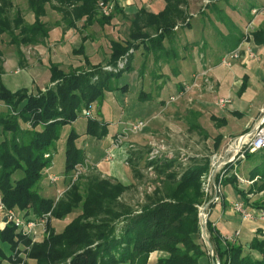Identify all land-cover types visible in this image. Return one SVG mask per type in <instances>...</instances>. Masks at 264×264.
<instances>
[{"label":"trees","instance_id":"trees-1","mask_svg":"<svg viewBox=\"0 0 264 264\" xmlns=\"http://www.w3.org/2000/svg\"><path fill=\"white\" fill-rule=\"evenodd\" d=\"M24 2L34 18L31 25L20 10L14 11L13 0H0V36L6 35L16 47L44 44L52 26L62 27L64 33L76 30L77 23L83 21L84 30L94 24L104 29L115 15L122 14L116 6L109 17L99 13V2L112 0ZM164 2L165 9L159 15L148 14L145 10L133 15L129 20L127 40L110 43L107 66L115 68L121 60L127 61L117 73L91 66L81 47L74 54L83 57L85 68L89 70L81 68L66 74L52 64L50 82L53 86L43 93L35 96L25 91L11 94L0 84V101L6 108L5 113H0L1 204L5 211L26 219L39 220L50 215L46 234L36 243L17 233L10 224L0 231V264H148L153 253L162 254L157 264H199L200 260L209 259L198 242L197 207L204 202L200 179L209 171L210 158L193 160L186 167L176 160L151 165L156 177L152 182L145 174L150 165L145 163L143 174L138 169L143 155L137 158L136 154H131L127 164L132 173L139 181L145 180L146 185L154 186V191H142L135 202H129L126 197L132 187L96 175L72 181L86 158L77 147L79 136L71 129L65 141L63 168L68 190L57 202L42 197L39 192L45 171L52 167L63 129L79 120L82 112L93 106L101 107L106 94L126 91L118 85L124 74L132 72L133 52L143 47L146 59L152 55L155 63L171 60L172 55L163 43L171 40L178 25L188 27L190 17L186 0ZM47 6L60 16V21L50 26L41 21L46 16ZM222 24L227 29L222 40L231 53L242 44L245 36L228 19ZM250 36L255 46L264 47V26ZM1 57L0 53V76L3 72ZM243 90L245 82L240 92ZM140 99L143 102L146 97ZM199 117L198 113H189V130L207 139L206 132L197 124ZM84 118L87 137L101 141L108 136L107 124L92 116ZM211 120L217 129L226 125L224 120ZM221 141V137L216 139L215 150ZM253 162L258 164L249 173V180L256 181L247 193L239 190L235 175L224 179L222 185L230 186L245 206L264 212V201L257 200L249 205L247 199L248 195L264 193V151L246 154L238 165ZM52 221L63 224L59 232L52 228ZM207 233L221 264H264V233L261 231L246 244H236V238L224 241L210 223Z\"/></svg>","mask_w":264,"mask_h":264},{"label":"crops","instance_id":"crops-1","mask_svg":"<svg viewBox=\"0 0 264 264\" xmlns=\"http://www.w3.org/2000/svg\"><path fill=\"white\" fill-rule=\"evenodd\" d=\"M186 1L188 4L187 12L190 17L188 21L189 26L185 28L181 27L177 31H174L171 40L163 43L165 50L172 55L170 58L171 60L168 63L158 62L160 63V65H158L154 62L152 55L148 56L146 59V52L143 50V47H140L133 52L132 61L143 58L141 69L138 70L137 67L132 65V72L124 74L118 86L119 88H125V92L130 96L132 90L129 84L130 79L133 80L134 85L137 83L141 87L149 77L160 89L162 86L166 88L171 82L184 81L188 78L189 72L193 70H196L198 75L200 73H205L209 86L206 90L210 92L214 90V94H210V96L207 95L208 100L206 104L216 105L219 99L230 101V104L226 106L227 110L221 111L222 113H219L220 111L213 107L210 108L215 111V114L210 117V120L211 118H215L219 121L224 120L226 122L224 127L218 129L220 133L217 138L221 137L222 143L223 140H226L227 136L240 137L250 132L260 119L258 114L261 115L264 113V47H257L251 42L249 47L257 55L256 59L248 60L244 58L234 63L230 69L222 67L220 64L221 59L229 54V49L222 40V37L227 35V29L223 26L222 21L228 19L240 31L239 22H241V17H243L242 14L240 17L237 10L238 8L236 7L237 5H231L228 0ZM112 2H114L115 6L122 14L115 15L111 24L104 29H100L98 25L94 24L84 30L82 29L83 21L77 23L76 30H68L64 33L62 27L56 28L52 26L49 37L44 44L29 47L13 46L10 44V40H4L7 37L6 35L0 36V53L2 55L1 68L3 71L0 76L1 86L11 94L25 91L29 95L35 96L39 92L43 93L53 86L50 82V65H57L61 71L64 70L65 65L59 60L60 56L64 55L66 57H71L73 63H69L71 64V66H68L69 71L77 69L79 66L85 67L83 57L74 54V52L78 51L81 47L84 48L85 56L91 66H101L100 57L103 54L107 55V59L109 60L110 43L125 41L120 37L119 30L121 31V27L129 23L128 21L133 15L140 10H145L151 15H159L165 9L164 0H112ZM23 7L25 9V13L23 14L24 19L28 24H33L34 18L28 13L25 2ZM47 8L49 7H46V16L42 18L41 21L50 26L54 23L52 24L50 22L51 15L48 13ZM52 13L55 12L52 11ZM123 16L125 18H123ZM58 21H60V19L56 20V22ZM212 33H214V37H216L215 40L211 37ZM83 39H86V41L83 42ZM187 51L188 54L182 56V52L186 53ZM51 53H53V56ZM151 59L152 65L151 63L147 65L148 60ZM185 64H188L187 66L189 68H185ZM153 65L157 73L151 70V66ZM179 65L184 66L182 67L184 72L180 70ZM101 67L104 68L103 65ZM146 72L147 75H145ZM243 82H245V90L240 92ZM120 93L122 92L106 94L105 100L100 107L101 110L106 106L111 110H120L121 116L115 123H111L109 120L104 121L97 119L95 111L96 106H93L92 118L108 125V136L104 140L96 141L85 135L86 120L79 119L70 128L75 130L79 136V142H81V140L82 142H86V140H90L91 142V147H88V143H84L86 146L84 147L85 150L78 147L80 150L82 149L84 151V154L89 150V154L85 155V162L91 161V166H95V168L105 173L106 178L104 179L117 182L125 187L134 188L141 181L132 173L127 164L128 159L123 161V158H119L117 162L111 165L104 162V158L111 148L107 140H110V138L121 131L123 123L132 124L135 123L134 121L139 120L135 117L134 113H129L128 105L123 104L124 100L127 102V99H123L122 97L114 98ZM161 93H164V89H162ZM149 94L151 95V93ZM138 99H140V95ZM150 102L145 106L142 104L138 112L142 111L141 113H143L144 116H151V105H155V102ZM125 107L126 112L123 111ZM4 110H6V108L0 101V112ZM127 114H129V117ZM198 114L201 117V114ZM131 115H134V118H132ZM147 118L148 123L151 119H149V117ZM199 127L202 129L200 125ZM131 139H134V137ZM140 140L141 139L135 137V139L131 141L136 143ZM221 143L217 150L214 148V152H219L222 147H226L227 144L221 146ZM137 144L140 145V143ZM142 148L148 149V147H133L128 153H130V155L136 154L137 158L143 155L142 161H144L143 164L145 165L147 152L144 155ZM118 154V156H121L120 153ZM123 163H125L126 166H124ZM140 164L141 161L138 164V169H140L143 174L141 170L143 164ZM257 164L258 162L242 163L239 164L237 168L239 167L238 171H243L246 166L251 165V172ZM63 168L59 170L60 174L56 173L52 168L50 172L52 175L58 176L60 178L59 180H61ZM235 173L238 176L237 170H235ZM249 173L243 178L246 183H243L240 191L244 193H247L251 185L256 181L249 180ZM231 175L233 174L230 173L228 177ZM227 190H229L230 194L235 196L236 203H233L228 198ZM230 190L232 191L230 186L224 187L222 204L211 208L209 223L217 230L222 238H236V244H246L258 231L264 233V221H244L241 216L234 211V205L243 204L249 212H251L250 209L252 208L245 206L246 204H244V201ZM247 199L249 200V205L257 200L264 201V193L260 195H248ZM161 257L162 254L160 253L151 254L148 264H157V260ZM199 264L212 263L209 259L204 258L200 260Z\"/></svg>","mask_w":264,"mask_h":264},{"label":"rangeland","instance_id":"rangeland-1","mask_svg":"<svg viewBox=\"0 0 264 264\" xmlns=\"http://www.w3.org/2000/svg\"><path fill=\"white\" fill-rule=\"evenodd\" d=\"M228 1L229 3H231V5H237L236 7L238 8L237 10H238L239 16L241 17V14L243 16L241 17V22H239V29L244 36L252 34L255 30H257L261 26H264V17H258L257 19H254L251 16L252 10L264 9V0H257V1L256 0H228ZM23 4H24L23 0H13L14 11L20 10L21 13L24 14L25 9L23 7ZM47 9H48V13L51 15L50 22L52 24L55 23L57 19H60V16L57 13L56 14L52 13V11L49 8ZM129 27H130V22L128 24L123 25L121 27V31L119 30V33H120L119 35L124 40H127ZM178 27H179L178 29H180L181 25H178ZM174 31H177V30L174 29ZM214 36H215L214 33H212L211 37L215 40L216 37ZM4 40L8 41L9 38L6 37ZM52 54L53 53H51V55ZM186 54H188V51L186 53L182 52V56H185ZM59 60L62 61V63L65 65L63 72L67 74L69 72L68 66H71V64L69 63L71 62L73 63L71 57L69 56L66 57L63 55L59 57ZM100 60H101L100 65L104 66V70L108 69V66H106V64H108L107 55L103 54L100 57ZM122 61H126V59H123L120 62ZM141 62H143V58H138L135 61H132L131 65H134L139 70L141 69ZM149 63H151L152 65V59L148 60L147 65H149ZM156 64L160 65V63H156ZM185 65H186L185 68L188 67L187 66L188 64H185ZM153 67L155 66L154 65L151 66V70L157 73ZM179 67H180V70L184 72V69L182 68L184 66L179 65ZM81 68H84V70H89V68H85L83 66H79L77 69H81ZM77 69H74V70H77ZM145 75H147V72L145 73ZM197 76L198 74L196 70H193L189 72L188 78L185 79L184 81L182 82L177 81L178 83L176 81L173 83L171 82L170 85H168L166 88L162 86V88L160 87V89L159 87L156 86L155 82L153 83V81H151L149 77L147 78L146 82H144L143 86L141 85L142 88L137 83H135L134 85L133 80L130 79L131 82L129 81V84L132 87L130 96H128V93L122 92L119 95H116L114 98L122 97L123 99L124 98L127 99V102L126 100H124L123 104L128 105L129 113H134L135 117L139 119L138 121L144 122L146 126H145V129L142 131V133L138 135H131L127 131L131 123L130 124L123 123V125L121 126V131L118 132L114 137L110 138V140H107L111 148L107 152V155L104 158V162L106 164L111 165L112 163L117 162V159L119 158H123V161H125L129 159L130 153H128V151L130 149L128 148L130 146L136 147V148L137 147H149L150 141H153L155 143H159L162 141L165 144V146L169 147L172 151H174L175 154L179 155L181 153H184V155L187 157V162L185 163V165H182V167H186L189 165V163H192L193 160H203V159L211 158L213 155L219 153L224 148H227V146H229L231 142H234L235 139L239 138V137L227 136L226 140H223V142L221 143V146H224L225 144H227L226 147H222L219 152H214L215 151L214 150L215 139L217 138L220 132L215 127L214 123L210 120V117L213 114H215V111L211 110L210 108L213 107L214 109L219 110L220 111L219 113H222L221 111H226L227 108L225 107L221 109L217 107L216 105L206 104L208 100L207 95L210 96V94H214L213 93L214 90H211V92L206 90V88L209 87L207 86V84H205V80L207 79V77L202 78V79L199 78L196 88L192 89L188 93L184 91V87L185 86L190 87L189 85L193 83V78ZM162 89H164L163 94L161 93ZM149 93H151V95ZM139 95L140 97L141 96L146 97V99L142 102L141 99H138ZM172 99L173 101H171ZM150 100L151 102H155V105L154 104L151 105V109H152L151 116L150 115L144 116L143 113H141L142 111L138 112V110L140 109V106L142 104H144L143 106H145L146 104L150 102ZM95 111H96L97 119L104 120V121L109 120L111 123L117 122L119 120V117L121 116L120 110L118 111L115 109L111 110L107 106L105 108H102V110L100 109V107L99 108L96 107ZM123 111L126 112V107L123 108ZM5 112L6 110L0 113H5ZM192 112L193 113L197 112L201 114V117L197 120V123L202 127V130L206 132L208 136L207 139L204 138L203 135H200L198 132H190L189 126L187 124V120L189 119V113H192ZM84 113L85 112L81 113L80 119L86 120L84 118L85 117ZM134 115H131L132 118H134L133 117ZM127 116L129 117V114H127ZM258 116L259 118H261L262 114L261 115L258 114ZM147 117L151 119L148 123H147L148 121ZM138 121H134V122H138ZM71 129L72 128L70 127H66L65 129H63L62 136L60 139L61 141H59L56 146V151H55L56 155L54 156V159H53L54 165L52 164L51 168L58 174H60L59 170L64 167L65 140L68 134L70 133ZM133 137L134 139L135 137L141 139L140 140L141 142L140 141L139 142L137 141L136 143L132 142L131 140H134V139H131V138ZM0 141H1V136H0ZM84 143L86 144L88 143V147H91L90 140H86V142H82V140L81 142L78 141L77 147H81L83 150H85L84 147L86 146ZM137 143H140V145ZM82 149L81 151L84 153ZM142 149L145 155L148 149L147 148L145 149L142 148ZM118 153H120L121 156H118L119 155ZM86 154H89V150H87L84 155ZM143 163L144 161L141 160L140 165H142ZM123 164L124 166H126L125 163ZM91 165H92L91 161H87L85 162L83 166L78 167L76 170V171H79V175L77 179L87 178L92 175L99 176L102 179L106 178L105 173H103L98 168H95V166H91ZM236 165H238V163ZM143 166L141 167L142 171L144 169ZM250 168H251V165L246 166L243 169V171L242 170L238 171L239 167L237 168V166L235 168L238 174L237 177L240 180H242L244 183L246 182L243 180V178L247 175V173L250 172L251 170ZM62 175H63L62 179L59 180V182L55 184H50L45 178L41 186L39 187L40 195L44 198L52 199L55 202L63 198L65 192L69 188L68 187L69 185H68V181L65 180L64 174ZM237 177L235 178L238 181V188L239 190H241V187L243 184H239V179ZM57 178L60 179L58 176ZM147 180L152 181V182L156 181V179L155 180L147 179ZM146 183L147 182L144 180V181H141L139 184H137V186L134 187L128 193L126 200L129 202H135L138 198L139 193H141L142 191L149 193L148 192L149 185L148 184L146 185ZM232 191L237 196L236 192L233 189ZM227 194H228V198L233 203L237 202L235 200V196L230 194L229 190H227ZM250 211L257 213V211L252 210V209H250ZM51 225H52V228L56 232H59L63 224L52 221ZM255 237L256 235L252 237L251 240H249V242H251ZM198 242H200V244H202L204 248V245L201 239H199Z\"/></svg>","mask_w":264,"mask_h":264},{"label":"built area","instance_id":"built-area-1","mask_svg":"<svg viewBox=\"0 0 264 264\" xmlns=\"http://www.w3.org/2000/svg\"><path fill=\"white\" fill-rule=\"evenodd\" d=\"M115 4L112 2H99L98 9L99 13L104 17H109L114 12ZM251 16L254 19L258 17H264V9H254L251 11ZM178 30V28H175ZM249 35H245V39L242 44L233 52L225 55L221 59V66L230 69L232 65L242 59L254 60L257 58V55L249 47V44L252 42V38ZM126 64V61L119 62L116 68L108 67L105 69L107 72L117 73L122 70ZM205 73H201L197 77L193 78V83L189 85L190 87H184V91L188 93L192 89L196 88L197 80L200 78H205ZM207 79L205 84H207ZM208 86V84H207ZM173 101V99L171 100ZM230 104V101L219 99L216 102V106L223 109ZM92 115V109L86 111L84 116L90 118ZM145 123L138 121L129 125L127 131L131 135H138L142 133L145 129ZM128 149H133L129 147ZM264 151V113L259 119L255 127L245 135L240 136L235 139L234 142H231L227 148H224L219 153L213 155L210 158V166L207 174L201 177V188L204 195V202L197 207L198 210V219H199V228H200V239L204 245V249L208 258L212 264H221L217 259L215 252L210 244L209 235L207 233V224L209 223V214L211 208L216 205H221L223 201V186L222 183L224 179L228 177L230 173L235 175L236 164L245 159L246 154H254ZM176 160L178 163L185 165L187 162V157L184 153L175 154L169 147H166L165 144L161 141L155 143L153 141L149 142V147L147 151L146 163L150 165L146 169V175L149 179H156L153 166L155 164H160L163 162H170ZM51 168L45 171V178L50 184H55L59 182V179L51 174ZM79 175V171H76L73 182L76 181ZM238 178V177H237ZM239 179V178H238ZM244 182L239 179V184ZM154 191V186L149 185L148 192L151 193ZM234 211L241 216L244 221L254 222V221H264V212L257 211L249 212L244 207L243 204L234 205ZM0 231H3L4 228L10 224L13 225L17 233L29 238L32 243L39 242L44 235L46 234V226L50 220V215H45L41 219H26L23 216L17 215L12 211H5L0 200ZM238 235V234H237ZM224 241H232V238H224Z\"/></svg>","mask_w":264,"mask_h":264}]
</instances>
